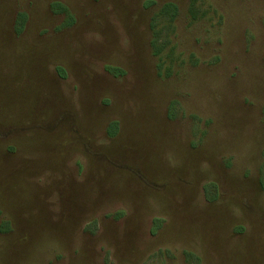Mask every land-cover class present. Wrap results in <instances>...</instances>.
I'll use <instances>...</instances> for the list:
<instances>
[{
    "label": "rangeland",
    "instance_id": "1",
    "mask_svg": "<svg viewBox=\"0 0 264 264\" xmlns=\"http://www.w3.org/2000/svg\"><path fill=\"white\" fill-rule=\"evenodd\" d=\"M0 264H264V0H0Z\"/></svg>",
    "mask_w": 264,
    "mask_h": 264
}]
</instances>
